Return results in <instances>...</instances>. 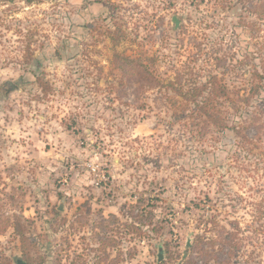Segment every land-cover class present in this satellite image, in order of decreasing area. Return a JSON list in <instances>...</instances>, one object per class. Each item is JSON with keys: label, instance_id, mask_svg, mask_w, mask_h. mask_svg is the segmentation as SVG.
<instances>
[{"label": "rangeland", "instance_id": "1", "mask_svg": "<svg viewBox=\"0 0 264 264\" xmlns=\"http://www.w3.org/2000/svg\"><path fill=\"white\" fill-rule=\"evenodd\" d=\"M115 54L156 57L164 84L217 75L246 137ZM262 64L264 0H0V210L29 264H264V87L242 101ZM23 257L11 227L0 262Z\"/></svg>", "mask_w": 264, "mask_h": 264}, {"label": "trees", "instance_id": "2", "mask_svg": "<svg viewBox=\"0 0 264 264\" xmlns=\"http://www.w3.org/2000/svg\"><path fill=\"white\" fill-rule=\"evenodd\" d=\"M114 29H108L107 35L115 45H119L122 41L128 40L129 35L125 30H122L121 26L115 22ZM157 58L154 56H138L131 57L127 54H115L114 66L121 74L128 78H137L141 81V91H148L152 89L165 88L167 92H173L178 98L186 103V109L188 110V117L194 125H202L205 130L214 129L217 131H224L232 128L234 132L242 138H245L243 129L245 126H230V111L233 109L236 117H244L246 114L242 110V106L233 102L231 106H228L227 100L230 99V93L226 85H217V75H210L209 79L205 82H198L196 80H187L186 83L181 82L178 77L177 80L169 81L164 84L159 71L156 69ZM263 70L255 67L251 72V77L255 82L250 87V92L247 96L243 94L242 101L245 106H251L250 97L255 95H261V90L264 87V64H262ZM241 95V92H239ZM242 110V111H241ZM249 119V118H248ZM253 122L249 123L251 127ZM14 228L16 237H19L22 244L23 258L19 260L23 263L29 264L28 246L29 242H36L34 237L25 234V230L22 224V218L18 214H14L8 211L2 212L0 210V235L7 232L9 228ZM18 260V261H19ZM0 264H3L0 262ZM194 264V263H190Z\"/></svg>", "mask_w": 264, "mask_h": 264}, {"label": "water", "instance_id": "3", "mask_svg": "<svg viewBox=\"0 0 264 264\" xmlns=\"http://www.w3.org/2000/svg\"><path fill=\"white\" fill-rule=\"evenodd\" d=\"M174 21L177 23V21H176V19L174 18ZM176 25H178V24H176ZM162 255L161 254H159V256H158V258H159V260H161L162 258ZM21 264H26V263H21Z\"/></svg>", "mask_w": 264, "mask_h": 264}, {"label": "flooded vegetation", "instance_id": "4", "mask_svg": "<svg viewBox=\"0 0 264 264\" xmlns=\"http://www.w3.org/2000/svg\"><path fill=\"white\" fill-rule=\"evenodd\" d=\"M21 263H23V262L19 260V261H17V263H16V264H21Z\"/></svg>", "mask_w": 264, "mask_h": 264}]
</instances>
